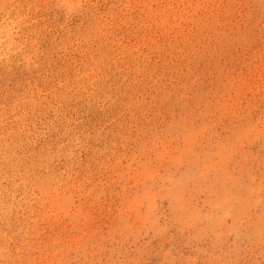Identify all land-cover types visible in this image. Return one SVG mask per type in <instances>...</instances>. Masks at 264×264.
<instances>
[{"label":"rangeland","instance_id":"obj_1","mask_svg":"<svg viewBox=\"0 0 264 264\" xmlns=\"http://www.w3.org/2000/svg\"><path fill=\"white\" fill-rule=\"evenodd\" d=\"M0 264H264V0H0Z\"/></svg>","mask_w":264,"mask_h":264}]
</instances>
